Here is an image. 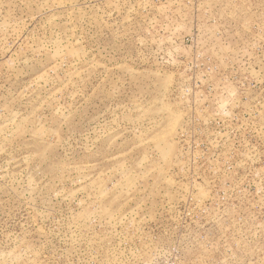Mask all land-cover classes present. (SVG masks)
<instances>
[{"label": "rangeland", "instance_id": "374dc122", "mask_svg": "<svg viewBox=\"0 0 264 264\" xmlns=\"http://www.w3.org/2000/svg\"><path fill=\"white\" fill-rule=\"evenodd\" d=\"M0 264H264V0H0Z\"/></svg>", "mask_w": 264, "mask_h": 264}]
</instances>
